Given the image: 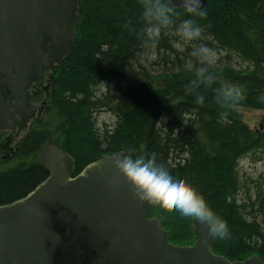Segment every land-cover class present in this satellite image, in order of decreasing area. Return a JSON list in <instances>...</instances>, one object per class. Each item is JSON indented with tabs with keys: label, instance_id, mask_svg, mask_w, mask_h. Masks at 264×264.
<instances>
[{
	"label": "trees",
	"instance_id": "1",
	"mask_svg": "<svg viewBox=\"0 0 264 264\" xmlns=\"http://www.w3.org/2000/svg\"><path fill=\"white\" fill-rule=\"evenodd\" d=\"M174 8L177 16L153 45L139 0H78L72 49L53 71L47 96L36 84L31 98L35 103L43 99L42 117L13 147L0 132V205L23 198L46 179L39 153L47 143L73 158L74 175L117 152L155 153L226 222L224 237L211 232L212 252L231 262L259 256L264 264V225L248 222L237 199L238 160L251 152L254 161L264 163V126L250 128L242 112H264V0L206 1V15L196 21L217 45L202 31L207 42H193L219 52L218 60L207 65L214 79L206 85L190 83L194 73L185 65L193 44L183 41L184 51L176 50L172 34L177 36L185 14ZM223 81L241 88L228 105L217 99ZM201 92L205 98L197 102ZM102 114H109L112 123L98 122ZM257 190L262 192L259 185ZM149 217L160 221L170 244L184 247L195 241L200 222L176 209L160 206Z\"/></svg>",
	"mask_w": 264,
	"mask_h": 264
},
{
	"label": "water",
	"instance_id": "2",
	"mask_svg": "<svg viewBox=\"0 0 264 264\" xmlns=\"http://www.w3.org/2000/svg\"><path fill=\"white\" fill-rule=\"evenodd\" d=\"M77 12L78 0H0V131L17 135L40 114L30 109L29 88L69 54ZM120 154L74 175L73 158L44 145L39 161L46 179L0 205V264H263L256 256L231 262L214 254L204 224L192 245L170 244L160 221L149 218L162 205L137 202L113 167Z\"/></svg>",
	"mask_w": 264,
	"mask_h": 264
},
{
	"label": "clouds",
	"instance_id": "3",
	"mask_svg": "<svg viewBox=\"0 0 264 264\" xmlns=\"http://www.w3.org/2000/svg\"><path fill=\"white\" fill-rule=\"evenodd\" d=\"M144 31L154 45L161 29L173 23L177 16V7L183 11L185 18L178 26V32L183 41L193 44L201 40V28L197 17H204L206 11L201 6V0H139ZM216 56V50L207 43H194L190 50L186 68L194 73L191 84H207L214 79L208 71ZM241 93V88L228 81L220 83L217 89V99L228 105L235 102ZM205 93L197 95V102L203 101ZM113 167L132 187L133 197L143 203L158 200L164 208H174L182 216L208 226L210 231L224 237L228 228L226 222L219 217L206 203L204 198L193 188L180 173L172 172L164 162L157 160L156 154L147 156H132L120 154L113 160Z\"/></svg>",
	"mask_w": 264,
	"mask_h": 264
},
{
	"label": "rangeland",
	"instance_id": "4",
	"mask_svg": "<svg viewBox=\"0 0 264 264\" xmlns=\"http://www.w3.org/2000/svg\"><path fill=\"white\" fill-rule=\"evenodd\" d=\"M172 34V33H170ZM173 37H175L178 42L177 43L176 50L178 52H183L184 47H187V44L182 47L183 39L179 35V32L177 36L173 33ZM172 37V39H173ZM201 41L207 42L205 38L201 36ZM223 56V55H221ZM219 58V54L216 53V56L213 60V62ZM153 60L152 57H150L147 61L148 63H151ZM234 62H238L235 58L233 59ZM147 70L149 69L147 63H146ZM244 118L246 120L247 125L252 129H258L259 127L264 126V112L263 111H253V110H242ZM244 120V121H245ZM98 122H106L112 123L111 116L109 114H102L98 118ZM31 126V124H30ZM29 126V127H30ZM238 179L240 183V190L239 194L237 196L238 203L240 205H245V212L243 217L248 221H257L260 226L263 227L264 225V205L262 200L264 199V163L262 161H254L253 156H245L238 160ZM257 185H259L262 189V192L259 193V190H257ZM253 203V206L251 204ZM263 206V210L260 211L261 213L257 212L259 205ZM264 249V248H263ZM260 254L264 256V252L260 250ZM258 255V254H257ZM257 257V256H256ZM259 257V256H258ZM260 258V257H259Z\"/></svg>",
	"mask_w": 264,
	"mask_h": 264
},
{
	"label": "flooded vegetation",
	"instance_id": "5",
	"mask_svg": "<svg viewBox=\"0 0 264 264\" xmlns=\"http://www.w3.org/2000/svg\"><path fill=\"white\" fill-rule=\"evenodd\" d=\"M60 64L58 66H60ZM58 66H56V67H58ZM56 67H54L53 71L56 69ZM53 71L44 72L42 79L40 81L33 82L29 88L30 109H36V110L41 109L40 114L36 113L35 116L28 122L27 128L25 130L20 131L17 135H15L14 133H12L10 131H0L1 133L5 134L4 141L7 145H11L13 147L15 142L17 140H19L22 137V135L29 129L30 124L42 117L43 109H44V105H45L43 99H40L38 102L35 103L31 100V98L36 93V86H35L36 84L43 91V95L45 97L47 96L50 78H51ZM8 98H9V94H7L6 100H8Z\"/></svg>",
	"mask_w": 264,
	"mask_h": 264
},
{
	"label": "bare ground",
	"instance_id": "6",
	"mask_svg": "<svg viewBox=\"0 0 264 264\" xmlns=\"http://www.w3.org/2000/svg\"><path fill=\"white\" fill-rule=\"evenodd\" d=\"M182 19H184V18H180V21L182 20ZM177 26H179L178 24H177ZM201 28V31L203 32V33H205V35H206V37L209 39V41H211L212 43H214L215 45H217L215 42H217L216 41V39H214L213 37H211V36H209V35H207L208 33L206 32V30L205 29H203L202 27H200ZM177 31V34H178V29L176 30ZM180 35V34H179ZM216 53H219V52H217V50H216ZM221 54H223L224 55V57L226 56V55H229V53H225V52H220ZM218 60V58L215 60V61H217ZM247 155H252V153L250 152V153H248ZM246 155V156H247ZM184 247H186V246H184Z\"/></svg>",
	"mask_w": 264,
	"mask_h": 264
}]
</instances>
